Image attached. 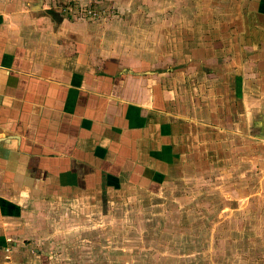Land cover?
Returning a JSON list of instances; mask_svg holds the SVG:
<instances>
[{"label":"crops","instance_id":"1","mask_svg":"<svg viewBox=\"0 0 264 264\" xmlns=\"http://www.w3.org/2000/svg\"><path fill=\"white\" fill-rule=\"evenodd\" d=\"M193 5L204 12L235 5L237 18H175V26L208 32L185 35L165 53L176 66L165 80L122 66L111 34L99 43L95 24L56 15L49 0H0V264L36 263L41 251L29 242L39 231L36 209L124 186L142 177L133 175L138 167L162 170L169 151L161 141L171 132L173 145L179 125L222 124L227 111L217 117L206 97L200 102L218 77L236 76V137L264 138V0H175V12ZM213 26L237 30L215 35ZM205 71L212 78L201 86L196 77Z\"/></svg>","mask_w":264,"mask_h":264},{"label":"rangeland","instance_id":"2","mask_svg":"<svg viewBox=\"0 0 264 264\" xmlns=\"http://www.w3.org/2000/svg\"><path fill=\"white\" fill-rule=\"evenodd\" d=\"M49 5L56 15L95 24L99 43L111 34L122 66L165 80L176 67L165 53L187 40L185 35L208 32L198 25L175 26V18L233 21L238 13L235 5L207 12L193 5L179 13L175 0H49ZM212 29L215 35L237 30ZM132 51L137 59L129 55ZM140 52L146 58H139ZM218 72L215 78L223 71ZM210 76L205 71L196 78L203 86ZM206 87L212 93L202 92L200 102L206 97L217 117L227 111L220 116L223 123L214 117L179 125L173 145L171 132L164 134L168 140L161 141V151L169 152L162 170L138 167L133 175L143 178L133 176L124 186H100L36 209L33 219L38 218L40 232L29 236L34 253L41 251L35 264H264V138L236 137L235 74ZM153 157L148 164L154 168L159 154Z\"/></svg>","mask_w":264,"mask_h":264}]
</instances>
